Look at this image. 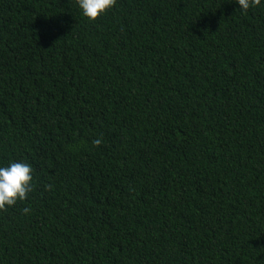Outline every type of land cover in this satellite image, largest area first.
<instances>
[{
	"label": "trees",
	"instance_id": "trees-1",
	"mask_svg": "<svg viewBox=\"0 0 264 264\" xmlns=\"http://www.w3.org/2000/svg\"><path fill=\"white\" fill-rule=\"evenodd\" d=\"M10 160L0 264H264V4L0 0Z\"/></svg>",
	"mask_w": 264,
	"mask_h": 264
},
{
	"label": "clouds",
	"instance_id": "clouds-1",
	"mask_svg": "<svg viewBox=\"0 0 264 264\" xmlns=\"http://www.w3.org/2000/svg\"><path fill=\"white\" fill-rule=\"evenodd\" d=\"M116 3L117 0H76L81 14L93 22L105 15ZM235 3L241 13H247L249 9L264 4V0H235ZM101 142V139H96L93 144L98 146ZM33 172L32 165L26 160H10L6 165L0 164V211L28 199L33 190ZM30 211L28 207L23 209L25 214Z\"/></svg>",
	"mask_w": 264,
	"mask_h": 264
}]
</instances>
